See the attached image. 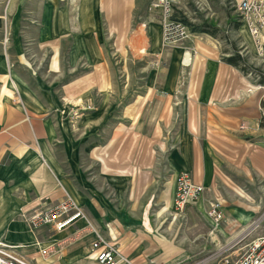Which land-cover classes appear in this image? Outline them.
Returning <instances> with one entry per match:
<instances>
[{"label": "crops", "instance_id": "obj_1", "mask_svg": "<svg viewBox=\"0 0 264 264\" xmlns=\"http://www.w3.org/2000/svg\"><path fill=\"white\" fill-rule=\"evenodd\" d=\"M157 2L48 0L40 12H29V0H0V242L31 264H97L91 253L95 236L86 230V221L62 232L52 226L32 230L28 219L35 212L69 195L94 213L101 227L97 216L115 205L109 192L119 195L123 206L127 178L138 179L145 170L154 177L149 186L157 205L173 210L179 174L188 173L196 184L207 186L203 146L195 133L202 128L229 131L242 123L257 126L255 103H233L237 94L257 87L244 84L233 66L218 59L217 46L197 38L196 32L164 47L161 12L152 7ZM174 13L179 20L194 11L178 0ZM29 19L40 21V28L29 25ZM133 19L138 25L131 33L132 51L145 54L139 63L143 78L133 104H124L131 96L123 81L116 106L103 42L106 36L128 34ZM164 131L180 133L168 156L167 143L160 141ZM132 133L138 136L139 150L130 159ZM81 146L96 149L85 170L88 177L76 151ZM153 147L157 152L149 150ZM115 148L128 152L117 159L97 153ZM144 183L138 186H148ZM237 194L245 195L241 190ZM107 234L114 239L110 230ZM53 246V256L41 255ZM119 250L136 264H157L146 247L126 242Z\"/></svg>", "mask_w": 264, "mask_h": 264}, {"label": "rangeland", "instance_id": "obj_2", "mask_svg": "<svg viewBox=\"0 0 264 264\" xmlns=\"http://www.w3.org/2000/svg\"><path fill=\"white\" fill-rule=\"evenodd\" d=\"M45 1L48 0H29V12H40ZM185 1L188 8L194 11L187 18L192 25L188 26L190 36L196 31L197 38L215 44L219 50L218 59L223 63L236 57L238 67H232L235 75H239L244 84L257 87L256 90L246 88L233 100L235 105L246 100L252 106L256 104L259 111L257 126L251 128L242 123L229 131H203L202 128L195 133L197 141L203 146L202 175L208 181L202 199L189 204L184 213L161 209L157 205L158 197L154 187L149 186V179L154 177L148 175V170L144 174L140 170L142 173H139L140 176L138 174V179L137 176L128 175L127 185L122 191L125 199L123 206L121 200L118 204L119 195L109 192L108 199L115 205L110 212L101 213L100 218L97 216L100 225L103 224L101 227L96 226V216L88 210L85 211L86 221L95 225L97 234L105 240L113 244L119 242L118 249L126 242L130 246L140 245L150 249L157 264H222L236 250V243L245 229L264 218V46L260 48L251 36L239 15L238 2ZM179 20H183V17L180 16ZM29 25L40 28V21L29 19ZM137 25L138 20H130L128 34L106 36L103 42L109 59V75L113 80L112 85L109 84V92L113 93L116 106L121 104V99L116 94L122 91L123 81L126 82V92L129 88L131 96L130 100H124V104H133L132 97L139 90L138 81L143 78V69L139 67V63H142L145 54L132 51L134 36L131 33ZM117 28L118 25H115V29ZM123 72L125 78L122 76ZM132 134L135 142L129 148L130 159L139 150L138 136L136 133ZM178 134L180 133L172 131L162 133L160 141L168 145L165 156L174 149L169 145L179 140ZM149 150L157 152L155 147ZM73 151L72 148V154ZM76 151L84 164L83 174L88 177L85 170L96 149L81 146ZM127 152L128 149L123 148H115L108 153L105 149L97 150L98 155H113L116 159ZM144 181L148 186H138ZM238 190L245 195L238 196ZM105 192L106 190L103 191L104 198L107 196ZM216 200L224 215V221L218 227L213 225L207 214L210 207L208 203ZM109 230L114 239L108 238ZM157 239L162 243H158ZM251 239L239 247H244Z\"/></svg>", "mask_w": 264, "mask_h": 264}, {"label": "built area", "instance_id": "obj_3", "mask_svg": "<svg viewBox=\"0 0 264 264\" xmlns=\"http://www.w3.org/2000/svg\"><path fill=\"white\" fill-rule=\"evenodd\" d=\"M178 0H158L153 9H159L162 28V43L164 47L186 40L190 36L189 28L175 18L174 7ZM238 12L251 36L262 48L264 46V0H242L238 3ZM205 188L196 184L188 173L179 174L173 201V211L182 214L187 206L197 202L204 194ZM214 226L218 227L224 221L221 205L218 201L210 204L207 212ZM78 220L86 221V213L69 195L55 205H50L35 212L28 219L32 230L52 226L55 231L62 232ZM87 222V221H86ZM86 230L95 236L91 253L95 255L97 264H136L125 257L117 246L108 242L96 232V228L87 222ZM244 247L239 245L247 242ZM57 246L41 251L45 258L53 256ZM0 264H31L20 257L11 247L0 242ZM222 264H264V218L253 222L240 235L233 254L223 260Z\"/></svg>", "mask_w": 264, "mask_h": 264}, {"label": "trees", "instance_id": "obj_4", "mask_svg": "<svg viewBox=\"0 0 264 264\" xmlns=\"http://www.w3.org/2000/svg\"><path fill=\"white\" fill-rule=\"evenodd\" d=\"M181 22L183 23V24H185L187 27L188 26H192L189 22H188V20L186 19V18H184L183 17V20H181ZM193 32H196V31H193ZM236 57H231V58H229V59H227V60H225V63H227V64H229V65H231V66H233V67H238V63H237V59H235ZM241 59V58H240ZM242 60V59H241Z\"/></svg>", "mask_w": 264, "mask_h": 264}, {"label": "bare ground", "instance_id": "obj_5", "mask_svg": "<svg viewBox=\"0 0 264 264\" xmlns=\"http://www.w3.org/2000/svg\"><path fill=\"white\" fill-rule=\"evenodd\" d=\"M190 62L189 56L186 58L185 63L188 64Z\"/></svg>", "mask_w": 264, "mask_h": 264}]
</instances>
